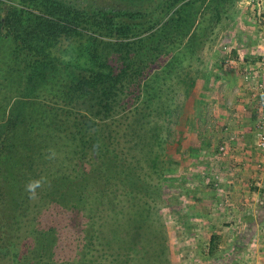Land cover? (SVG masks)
I'll return each instance as SVG.
<instances>
[{"label": "rangeland", "instance_id": "rangeland-1", "mask_svg": "<svg viewBox=\"0 0 264 264\" xmlns=\"http://www.w3.org/2000/svg\"><path fill=\"white\" fill-rule=\"evenodd\" d=\"M258 1L161 0L149 15L123 18L129 25L123 38L116 23L110 37L94 32V27L76 26L74 16H66V9L52 0H0V134L10 136L9 151L19 158H4L11 175L1 182L0 221L23 222L28 215L20 205L23 187L33 181L31 176L42 178L17 171L23 167L25 160L19 155L26 146L35 148L27 152L31 157L36 152L38 160L47 161L45 166L64 171L54 174L55 180L76 183L68 187L67 202L76 209L63 210V222L59 209L41 212L37 227L31 223L23 236L40 264H264V228L253 227L258 214L253 217L251 206L262 210L264 190L256 199L246 196L247 219L236 216L235 222L233 218L223 222L221 218L222 212L232 216L235 209L226 199L229 194L222 179L230 172L224 170L222 160L229 154L226 145L232 138L226 141L219 132V121L214 120L220 112L214 100L217 93L208 83L223 60L225 33H252L257 31V19L264 23V3ZM82 2L101 8L131 6L124 0ZM61 26L62 33L56 30ZM17 36L30 38L21 42ZM94 47L114 67L120 66V55L128 58L123 62L127 69L123 84L129 89L121 105L137 112L122 130L114 132L109 125L105 131L110 139L106 146L113 141L111 136L118 135L120 161L131 169L126 174L110 168L116 154L110 148L89 151L84 157L89 173L83 174L74 145L52 138L67 128L55 115L65 96L67 78L62 70L92 64L89 54ZM40 50L56 63H42L45 79L34 93L33 85L31 92L22 93L26 74L17 72ZM249 71L238 70V78L246 80ZM20 101L27 103L21 107ZM12 110L14 116L19 111L25 122L19 119L14 124V117L8 122L6 115ZM92 120L106 123L97 116ZM106 158L108 168L94 164L92 170L93 162ZM234 223L238 228L231 227ZM49 228L55 230L56 247L62 243L58 252L55 247L57 262L52 258L55 234ZM82 235L96 243L97 253L79 251Z\"/></svg>", "mask_w": 264, "mask_h": 264}, {"label": "trees", "instance_id": "trees-1", "mask_svg": "<svg viewBox=\"0 0 264 264\" xmlns=\"http://www.w3.org/2000/svg\"><path fill=\"white\" fill-rule=\"evenodd\" d=\"M52 1L66 9V16H68V14L74 16L76 26L83 29H93L94 27V32L103 33L110 37L114 34L112 27L116 23L118 25V34L123 38L128 36L129 31V25L124 23L123 18L131 20L137 19L141 16L149 15V13H153L161 6V0H124L131 5L125 8L109 6L101 8L92 6V4H84L82 0ZM61 28L62 26L60 28L56 27V30L62 33ZM69 30L73 34H78V31L75 29ZM24 31L25 29H23V32ZM30 37L38 38L34 35H30ZM30 37L17 36L16 39L25 42V40H28ZM51 37L54 36L51 35ZM32 48L34 47L30 46V49ZM43 52V50L38 51L36 53L37 58L32 62L26 61L25 67L17 72L18 75L26 74L23 88L21 89L22 93L26 90L31 92V85H33L32 92L34 93L36 88H38V82L45 79V74L40 69L42 63H46L47 61L56 63L53 58L50 59L49 54L46 55L43 54ZM89 56L92 60V64H89L87 67H79L77 70L75 68L72 70L66 66L62 70V75L67 78V82L64 85L65 96L64 100L61 102L62 107L58 109V114L55 115L59 119V123L67 126V128H65V131H57L52 138H56L57 141L67 140L74 145L75 151L80 153L78 165H80L82 169L80 167L78 168L81 172L83 170V174L89 173V169H84V166L88 163V161H84V157L88 155L89 151L95 148H102L104 151L110 148L112 152L114 150L116 154L114 159H111L112 164L110 168L120 170V172L126 174L127 171L131 169L128 164L120 161L119 155L121 152L118 151V135H116V137L111 136L113 141L109 142L106 146V140L109 141L110 139L109 136L105 134V131L110 127L113 128L112 130L114 132H116V130H122V127H125L126 123H128L134 115L133 113L137 112L136 109L132 108L128 110V105H125V108L121 105V97H124L129 89L123 84V81L127 78V69L124 63L128 61V58L124 54L120 55V57L117 58V62L120 63V66L114 67L110 62L104 61L98 55L95 51V47ZM25 103H27V101H20L21 107H23ZM119 110L122 111L117 114ZM6 116L7 121L9 120L8 122L14 117V124L21 119L19 111L16 116L13 115V110L8 112ZM96 116L106 121V123L103 125L94 123L92 118ZM110 121H113L115 124H108ZM21 122H25V119H21ZM109 125L112 126L109 127ZM1 128L0 126V130ZM9 138V135L5 136L4 133L0 134V200L4 197V191L2 189L3 184L1 182H7L8 177L11 175L9 169L10 163H6L4 158L17 157L16 159H19L15 153L9 151V149L11 150V144L8 142ZM101 141H103V143ZM7 150V154L3 153ZM31 150H35V148L30 149L29 146H26V151L19 155L21 159L24 157L25 161L22 169L20 166L17 171L21 173L25 171V174L28 176H31L33 173L42 176V178L38 179L37 177L31 176L33 181H40L41 186L36 188L34 196L26 190V187H23L25 193L20 196V205L28 210V215L23 217V222H14L12 224L4 221V219L0 221V264H40L38 259L35 258L31 243L28 245L27 239L23 238L24 235H27V228L31 223H33L36 228L41 212H47L50 208V211L59 209L57 214L61 215L62 222L65 217L63 210L73 212V210L76 209L75 204L72 205L67 203L70 197L68 187L72 185L75 186L76 183L72 181L64 183L55 180L54 174H60L64 171L45 166L47 161L38 160L36 158V152L32 157L27 153ZM37 151L41 156L43 155L41 148ZM154 157L158 158V155L156 154ZM16 163L19 162L16 161ZM108 163V158L104 161L96 160L95 163L93 162L91 165L93 167L92 170H94V164H99L101 167L108 168ZM152 166L155 171L158 170L155 159L152 160ZM116 185L118 188L122 186L121 184ZM22 225L24 226L22 227ZM48 230L55 234L53 246L54 257L52 258L57 262L59 260L55 258V254L60 250L62 243L56 247L57 236L55 230L53 228H49ZM95 244L96 243H94L92 239H87L82 235L79 251L86 250L87 253L93 255V252H98ZM55 247L57 248V252H55ZM59 262L62 264L63 261Z\"/></svg>", "mask_w": 264, "mask_h": 264}, {"label": "crops", "instance_id": "crops-1", "mask_svg": "<svg viewBox=\"0 0 264 264\" xmlns=\"http://www.w3.org/2000/svg\"><path fill=\"white\" fill-rule=\"evenodd\" d=\"M255 23L262 31L257 28V31L252 33H225L223 60L217 65L218 74L208 82L217 93L214 100L218 102L220 112L215 114L214 120L219 121V132L226 141L228 140L226 137L232 138V142L227 141L226 145L228 148L226 155L229 154L221 162L224 170H230L229 174L222 176V179L225 181L224 191L229 194L226 199L233 203L235 209L232 216L229 211L221 213L223 222L231 220L230 218L235 222L236 216L247 219L248 215L245 211L249 210L250 204H245L248 200L246 196L249 193L253 199H256L261 189L264 190V150L256 147L257 104L251 91L253 82L248 83L244 78L240 79L237 76L238 70L255 69L259 57L264 56V25H260L264 23L259 19ZM262 78L264 79V75H261ZM211 100L212 98L209 99ZM249 186H253L254 189L248 190ZM251 206L253 217L258 214L253 227L264 228V205L261 211L256 210L258 205L251 204ZM231 227L238 228L236 223Z\"/></svg>", "mask_w": 264, "mask_h": 264}, {"label": "built area", "instance_id": "built-area-1", "mask_svg": "<svg viewBox=\"0 0 264 264\" xmlns=\"http://www.w3.org/2000/svg\"><path fill=\"white\" fill-rule=\"evenodd\" d=\"M259 4L264 3V0H259ZM255 69H251L250 75L246 76V81L253 82L251 91L255 102L257 104V112L259 114V120L257 121V142L256 147L264 150V79H261V75H264V56L259 57V61L256 64ZM253 79V80H252ZM224 148H220V152H223ZM224 154V153H223Z\"/></svg>", "mask_w": 264, "mask_h": 264}, {"label": "clouds", "instance_id": "clouds-1", "mask_svg": "<svg viewBox=\"0 0 264 264\" xmlns=\"http://www.w3.org/2000/svg\"><path fill=\"white\" fill-rule=\"evenodd\" d=\"M40 181H32L26 186V190L32 195H35L36 188L40 187Z\"/></svg>", "mask_w": 264, "mask_h": 264}, {"label": "water", "instance_id": "water-1", "mask_svg": "<svg viewBox=\"0 0 264 264\" xmlns=\"http://www.w3.org/2000/svg\"><path fill=\"white\" fill-rule=\"evenodd\" d=\"M129 1H135V0H129Z\"/></svg>", "mask_w": 264, "mask_h": 264}]
</instances>
